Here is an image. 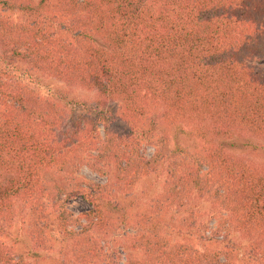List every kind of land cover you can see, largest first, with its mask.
Wrapping results in <instances>:
<instances>
[{"label": "trees", "instance_id": "1", "mask_svg": "<svg viewBox=\"0 0 264 264\" xmlns=\"http://www.w3.org/2000/svg\"><path fill=\"white\" fill-rule=\"evenodd\" d=\"M22 70L35 89L11 81ZM33 71L96 98L68 110L59 90L39 96ZM252 140L264 142V0H0V264H39L7 242L19 218L34 253L57 238L74 264H100L121 211L106 193L157 171L124 264H264V166L226 148ZM83 164L107 183L82 187ZM77 197L89 208L75 215ZM195 198L223 249H197L183 229L202 240L208 225L192 215L173 240L169 213Z\"/></svg>", "mask_w": 264, "mask_h": 264}, {"label": "rangeland", "instance_id": "2", "mask_svg": "<svg viewBox=\"0 0 264 264\" xmlns=\"http://www.w3.org/2000/svg\"><path fill=\"white\" fill-rule=\"evenodd\" d=\"M36 76L39 77L41 83L38 85V94L44 99L50 98L51 95H58L57 90L61 91L60 94L66 95V99L60 102H74V104L68 106V110L72 109L74 111L78 110L76 103L86 102L87 105H90L94 102L96 95L92 92H88L81 89L67 88L61 82L55 80L54 78H49L42 76L40 72L33 71ZM22 75L23 70L19 73L13 72L10 77L11 81H17V77ZM21 81L25 83L30 88L35 89L31 84L28 83L26 77H22ZM55 91V92H54ZM64 93V94H63ZM57 101V100H56ZM93 104V103H92ZM120 103H109L104 105V110L111 111L115 113L118 111ZM117 132H126V128L123 124L118 123L114 126ZM98 130L100 136L104 134V127L102 124L98 125ZM217 142V141H216ZM246 142V140H245ZM254 143V145H253ZM188 144V142H186ZM218 145H221V142H217ZM252 145L248 147H243L240 144H237V148L228 149V152L238 154L246 157L258 164L264 166V142H256L252 140ZM256 145V146H255ZM253 146L258 150H252ZM154 148L149 145V143H144L141 146V152L145 158H149L153 153ZM160 171H157L152 174L143 176L139 182L133 187L131 191L116 192L113 186L109 189V193H106L105 202L109 203L111 206H118L121 211H109V216L113 219L115 228L109 230L106 234L101 236L104 247L103 254L105 258L100 264H124L126 261V254L129 252V242L132 235L135 233L136 227L135 222L137 220L136 216L139 213H142L148 204L149 201L153 200L161 192L163 185L164 177L161 175ZM76 181L82 185L84 188H88L90 183L97 184H106V177L94 172L86 165H80L77 174ZM187 210L177 213L175 210H172L169 213L168 222L171 225L170 229L173 240H180L181 236L177 234V229L175 226H179V218L190 217L191 215L195 218L199 217L201 222H206L208 225V230L202 232V240L195 239V233H189L186 229H183V233L192 240L191 242L197 247V249L202 250L204 248H214V249H223L225 243L220 241L218 237H212L211 233L216 228V220H207L206 215L208 210V204L204 201H198V198H195L188 206ZM89 208V204L84 201L81 197L74 199L70 206V210L75 214H79L80 211ZM112 209V207H111ZM124 216H127V222H123ZM208 216V215H207ZM173 220V221H172ZM168 230V232H169ZM14 240V242H13ZM220 241V242H219ZM8 244L13 245L15 252L23 256H27L28 260L34 262L38 260L39 264H74L70 258L69 249L70 246L66 243H61L57 238L54 239L53 249L49 252L34 253L32 247L29 243V240L26 236L24 220L19 218L10 229V238L7 239ZM228 243L232 245L246 246L247 243L241 237L236 235H231ZM242 248L238 250V254L242 255ZM36 254V255H35Z\"/></svg>", "mask_w": 264, "mask_h": 264}]
</instances>
